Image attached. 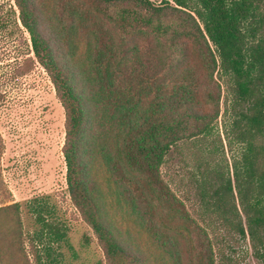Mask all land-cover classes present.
Returning <instances> with one entry per match:
<instances>
[{
  "label": "trees",
  "instance_id": "1",
  "mask_svg": "<svg viewBox=\"0 0 264 264\" xmlns=\"http://www.w3.org/2000/svg\"><path fill=\"white\" fill-rule=\"evenodd\" d=\"M15 30L26 33L28 51L14 75L37 63L63 108L66 193L103 264L143 256L126 228L156 261V206L186 218L189 209L209 229L190 218L203 233L207 264L229 259L239 241L264 263V0H12L0 6V32ZM221 113L235 147L230 163L198 162L186 172L184 164L179 173L188 178L169 187L160 170L169 153L210 135ZM112 152L126 168L127 189L113 177ZM25 205L34 227L27 244L20 204L0 205V264L11 263L6 239L23 264H31L29 253L44 264L34 240L64 237L60 223L44 217L45 205Z\"/></svg>",
  "mask_w": 264,
  "mask_h": 264
},
{
  "label": "rangeland",
  "instance_id": "2",
  "mask_svg": "<svg viewBox=\"0 0 264 264\" xmlns=\"http://www.w3.org/2000/svg\"><path fill=\"white\" fill-rule=\"evenodd\" d=\"M8 4L12 5V0H0L3 9ZM27 51L25 32L22 38L16 30L10 35L0 32V205L13 202L20 204L25 244L28 242L27 233L34 228L33 217L25 205L27 201L41 202L47 209L43 212L44 217H53L60 223L64 229L61 240L50 243L45 239L41 242L34 240L44 264H103L102 251L94 233L78 215L66 193L65 165L61 153L64 137L63 108L46 73L37 63L25 74L14 75L18 57L21 58ZM193 65L191 67L201 81H210L208 70ZM80 73V78L85 80L83 68ZM211 75L214 78L215 73ZM90 81L103 80L94 78ZM219 81L225 90L224 80L219 78ZM225 124L227 115L221 113L210 135L181 142L175 152L169 153L168 161L160 167L161 177L169 187L174 189L179 177L183 180L188 178L187 174L184 178L179 173V168L184 164L182 171L186 172V169L193 171L198 162L207 161L210 167L216 162L230 163L235 147L230 146L229 149L224 135ZM178 152L182 155L181 159ZM113 160L118 169L113 177L116 181L119 179L127 189L126 168L116 154ZM113 205L116 206V200ZM142 209L146 211V208ZM188 211L186 218L175 211H163L159 206L153 208L152 215L157 229L155 251L159 253L156 261L153 256L144 255L147 245H142L135 229L129 228L127 231L126 228L125 234L130 236L128 241L137 245L139 252L143 253L132 264H207L205 240L199 228L204 224ZM190 218L197 221L199 227L190 222ZM203 229L209 235V229ZM4 241L8 248L2 251L10 264H20V261L23 264L15 248L7 239ZM233 247L236 252L229 259L216 260V264H264L262 259L253 256L246 242L239 241ZM223 250L225 254L228 253L226 247ZM28 258L34 264L30 253Z\"/></svg>",
  "mask_w": 264,
  "mask_h": 264
}]
</instances>
